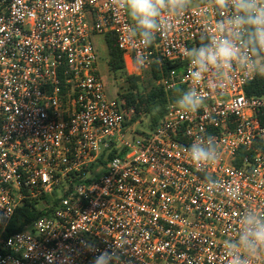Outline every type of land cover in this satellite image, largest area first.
I'll return each mask as SVG.
<instances>
[{
	"label": "built area",
	"instance_id": "1",
	"mask_svg": "<svg viewBox=\"0 0 264 264\" xmlns=\"http://www.w3.org/2000/svg\"><path fill=\"white\" fill-rule=\"evenodd\" d=\"M193 2L144 48L128 41L131 21L111 0H0V264H50L49 253L55 264H90L98 253L81 241L114 245L126 264H229L224 244L241 213L264 212V96L246 94L257 76L237 68L218 89L210 76L192 81L188 62L157 85L197 88L201 108L170 103L152 132L131 137L134 108L108 98L94 44L115 34L134 74L184 61L202 30L226 19L211 0ZM141 52L143 68L134 63ZM209 135L220 157L200 170L184 149ZM53 195L50 212L8 234L18 208Z\"/></svg>",
	"mask_w": 264,
	"mask_h": 264
},
{
	"label": "clouds",
	"instance_id": "2",
	"mask_svg": "<svg viewBox=\"0 0 264 264\" xmlns=\"http://www.w3.org/2000/svg\"><path fill=\"white\" fill-rule=\"evenodd\" d=\"M193 0H111L114 11L124 12L131 23L126 25L129 42H139L144 48L150 47L157 33H165L172 28L171 19L181 17L191 7ZM218 14L225 18L217 20L215 28H204L200 34L198 47L186 49L190 64L189 78L200 82L210 76L209 83L215 88H224L233 73L240 68L243 73L264 77V0H211ZM134 63L143 68L149 63L142 52L134 58ZM205 97L192 87L182 91L176 101L177 107L186 113H195L203 105ZM194 165L204 170L215 163L220 152L216 138L197 136L185 148ZM208 189L216 188L218 181L206 176ZM230 195L238 198L233 190ZM235 239L225 241V255L229 264H253L264 257V212L247 209L241 213ZM87 251L98 253L90 264H126L120 249L114 245L99 250L88 241H81ZM50 264H55V254ZM18 264V262H15ZM60 264H66L64 260Z\"/></svg>",
	"mask_w": 264,
	"mask_h": 264
},
{
	"label": "trees",
	"instance_id": "3",
	"mask_svg": "<svg viewBox=\"0 0 264 264\" xmlns=\"http://www.w3.org/2000/svg\"><path fill=\"white\" fill-rule=\"evenodd\" d=\"M105 42L108 51V68L111 73L120 75L125 78L129 87L124 94L127 106L134 107L136 116L127 123V126L135 123L136 119L142 113L150 117L149 131L152 132L159 122L166 116L167 107L170 103L176 104L182 91L183 86H178L170 90H166L164 86L157 85L156 82L162 78L170 79L172 76H179L183 73L188 64L185 58L181 62H170L167 60L155 61L147 74L150 76V88L142 89V77L129 75L124 61L123 52L120 50L117 37L115 34L105 36ZM154 45V42L151 46ZM247 96H264V77L257 76L256 79L247 85ZM149 132V133H150ZM149 133H143L146 136ZM115 156V153L111 157ZM240 161H238V166ZM58 204L56 195L45 196L39 201L27 202L23 204L15 213L13 220L8 228V234H14L26 229L32 222L40 219L47 212H50L53 206Z\"/></svg>",
	"mask_w": 264,
	"mask_h": 264
},
{
	"label": "rangeland",
	"instance_id": "4",
	"mask_svg": "<svg viewBox=\"0 0 264 264\" xmlns=\"http://www.w3.org/2000/svg\"><path fill=\"white\" fill-rule=\"evenodd\" d=\"M196 4V2H192V5ZM94 44L96 46V49L98 51L99 56V70L102 77V80L106 86L107 89V95L110 100H114L122 105V108L124 110H128L131 108L127 106L126 100L124 98V94L128 90V83L126 82L125 78L121 77L120 75H115L110 72L108 68V51L107 46L105 42V38L102 36H97L94 38ZM127 68V67H126ZM127 72L129 75L134 76H141L142 77V89L150 88V76L147 74L148 71H145L141 74H134L129 72L127 69ZM157 84V82H156ZM147 87V88H146ZM134 108V107H132ZM129 122L136 116L135 108L133 113H129ZM128 122V123H129ZM149 126H150V117L144 113L140 115L138 119H136L135 123L128 126V134L131 137H139L143 133H149Z\"/></svg>",
	"mask_w": 264,
	"mask_h": 264
},
{
	"label": "crops",
	"instance_id": "5",
	"mask_svg": "<svg viewBox=\"0 0 264 264\" xmlns=\"http://www.w3.org/2000/svg\"><path fill=\"white\" fill-rule=\"evenodd\" d=\"M125 64H126L127 69L129 70V72H131L132 66H131L130 61L128 59H125Z\"/></svg>",
	"mask_w": 264,
	"mask_h": 264
}]
</instances>
